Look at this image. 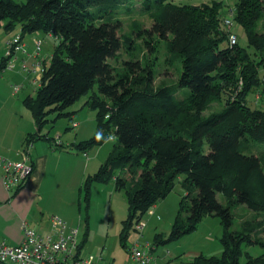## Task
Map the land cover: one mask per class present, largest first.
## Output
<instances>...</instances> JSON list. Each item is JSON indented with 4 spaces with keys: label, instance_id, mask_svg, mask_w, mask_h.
Masks as SVG:
<instances>
[{
    "label": "trees",
    "instance_id": "obj_1",
    "mask_svg": "<svg viewBox=\"0 0 264 264\" xmlns=\"http://www.w3.org/2000/svg\"><path fill=\"white\" fill-rule=\"evenodd\" d=\"M135 14L151 20L149 30L134 21L125 32L122 18ZM226 18L230 27L235 23L243 30L245 47L229 43L233 34ZM16 27L22 41L33 32L54 34L57 41L34 94L22 100L37 128L25 144L51 141L40 135L47 117L70 119L79 110L67 109L88 95L83 105L95 112V134L61 146L87 158L88 150L110 137L115 141L81 191L86 206L93 183L112 182L116 191L125 192L123 247L133 223L141 224L184 175L177 215L167 235L155 236L154 245L177 241L213 216L223 226L222 255L199 256L190 264H264V255L239 260L242 246H264L255 239L261 222L231 230L238 206L264 214V169L250 146L264 143V108L252 104L256 95L264 102V0H237L234 11L221 1L187 6L174 0H0V29L8 35ZM162 41L166 64L178 66L171 85H155L154 70L142 61L144 50L154 52ZM119 52L126 59L116 67L109 61H118ZM6 62L3 53L0 73ZM214 103L221 109L204 117Z\"/></svg>",
    "mask_w": 264,
    "mask_h": 264
},
{
    "label": "rangeland",
    "instance_id": "obj_2",
    "mask_svg": "<svg viewBox=\"0 0 264 264\" xmlns=\"http://www.w3.org/2000/svg\"><path fill=\"white\" fill-rule=\"evenodd\" d=\"M19 1L25 2L26 0ZM211 1H221L225 4L227 10L231 11H234L237 2V0H174L177 4L180 3L187 6H198L202 3H209ZM132 19H129V16H124V18H122L125 32H127L126 30L134 21L139 22L143 29L149 30L151 27V20L146 15L135 14ZM230 28L231 33L236 37V42L245 47L246 40L243 35V30L235 23ZM17 32H19V27H16L15 31L8 35L1 29L0 46L3 47L5 40H11ZM33 37L40 39L38 40L41 42L39 56L41 60H44L57 45L56 37L54 34H44L42 32L25 34L24 41L30 42L31 40V46H28L29 48L27 47L29 52L33 50V41H37L36 39L32 40ZM1 38L5 39L3 44ZM164 44L163 41L158 43L156 45V51L154 52L144 50L142 57V61L145 63L149 62V65L154 70L155 85H171L174 84L177 79L178 66L171 68L166 64ZM3 53L4 50H1L0 58L3 56ZM117 57L119 59L118 61L112 59L109 62L116 67H121V62L126 59V56L123 52H119ZM20 62H17L15 70L2 73L0 76V84L7 87L5 96L10 98L11 105L14 104L13 107L15 105L20 106L19 110L14 109L19 119L24 121L26 119L31 120V116L28 109L23 106L22 100L27 95L34 94L33 90L36 86L33 82L39 81L40 73L38 70L30 72L32 71V66L31 62L27 60L26 66L29 72L24 76L19 70L21 65ZM14 85L19 86L21 89L17 95H13L11 91ZM183 91L187 93V90ZM182 94L183 92L181 91L180 97ZM87 98L88 95L81 97L79 101L75 102L67 110L77 107V109L81 108L80 106L83 105ZM252 104L253 106L264 108V102L257 99V95L254 101H252ZM87 109L92 112L91 116H94L95 120V112L89 107L85 108L82 113L79 111L77 115L81 114L83 116L84 112H87ZM220 109V104L214 103L208 111L203 113V116L206 117L209 113L219 111ZM55 118L56 114H50L47 117L48 125L45 126V132L50 131L52 135L58 127L63 129L69 124L66 118ZM67 132L70 136L74 135L73 127ZM95 132L96 128L94 124L91 132L87 134L88 139L93 137ZM64 141L65 140H62L63 145H65ZM113 143H115V141L107 140L101 145L88 150L87 154L89 159L94 158L91 163L92 165L87 169L84 177H82L81 171H78L79 173L76 171L75 174L72 175V177L75 176L77 180L73 190L69 189L71 184L62 181L57 186L63 189L54 190L51 198L45 199L44 201L45 207L50 210L45 214V219L48 218V220H50L51 217L55 216L63 221L68 229H76L78 231V243L83 240L84 234H87L79 258L85 260L89 258L98 260L101 258L103 264H124L127 259V251L133 246H136L140 250L150 252L154 260L153 264H190L199 256L204 258L220 257L223 252L221 243L223 226L220 219L213 216L204 217L194 232L183 236L177 241L158 246L154 245L155 236L158 234L167 235L174 222L180 199L184 195L182 189L184 175L179 176L175 180L174 189L165 199L159 201L142 216L140 220V223L143 225L142 231H135L136 223H133V227L128 231L126 247L122 246L120 232L122 221L125 220L127 215V199L125 192L116 191L112 182L108 184L93 183L90 188L88 206H86L84 191H81L83 180H85L86 176L93 175L99 166L106 160L113 147ZM250 146L253 153L261 159L262 168L264 169V143L250 142ZM75 157L85 160L81 155H75ZM217 198L220 202H223V198L220 194L217 195ZM260 222L261 225L259 226L260 228L257 229V237L255 239L264 243V214L256 215L245 206H238L233 210V224L231 230H240L241 224L243 223H250L252 226H256V224ZM241 250L242 255L239 259L241 263L246 261V255L252 258L264 255V246L261 244L245 245L241 247Z\"/></svg>",
    "mask_w": 264,
    "mask_h": 264
},
{
    "label": "crops",
    "instance_id": "obj_3",
    "mask_svg": "<svg viewBox=\"0 0 264 264\" xmlns=\"http://www.w3.org/2000/svg\"><path fill=\"white\" fill-rule=\"evenodd\" d=\"M24 37V44L27 47L31 46V40L30 42L24 41ZM35 39L40 40L35 37L32 38V40ZM4 40L1 38L2 44ZM6 42L7 40H5ZM3 47L0 48V51L3 50ZM50 56L51 53L42 62H47ZM18 58L19 62L23 60L25 62L27 60L31 62L32 71L30 72L35 71L37 62H41L40 56L34 59L18 54ZM4 72L6 71H2L0 76ZM33 84L35 85V81ZM35 86L37 88V85ZM6 88V86L0 84V156L8 160L19 161L23 158L22 153L25 152L33 165L32 175L18 192H8L5 190L1 183L0 172V240H5L10 245H17L22 240L21 226L24 222L41 235L48 233L50 222L48 218L45 219V214L50 210L44 205L45 199H50L54 190L63 189L57 186L62 181L71 184L69 189L73 190L77 180L72 175L76 171L77 173L81 171L82 177H84L87 169L91 167L94 158L89 159L88 154L87 158H85L81 153L67 152L62 148H67L77 142L88 140L87 134L91 132L94 124L96 126V123L94 116H91L92 112L87 109V112H84L83 116L75 113L70 116V119L66 118L69 124L63 129L59 127L55 129L53 135L50 131L45 132V126L48 125L46 123L40 135H47L52 139L51 141L40 139L30 145L25 144L26 137L36 134L37 128L32 118L31 120L26 119L24 121L19 119L15 109L19 110L20 106L15 105L13 107L14 104L11 105L10 98L5 96ZM82 106L79 109L77 107L67 111L72 113L79 110L82 113L87 108V106ZM72 127L74 129V135L70 136L67 131ZM62 140H65V145H63ZM54 143L59 148H56ZM75 155H81L85 160L75 157Z\"/></svg>",
    "mask_w": 264,
    "mask_h": 264
},
{
    "label": "built area",
    "instance_id": "obj_4",
    "mask_svg": "<svg viewBox=\"0 0 264 264\" xmlns=\"http://www.w3.org/2000/svg\"><path fill=\"white\" fill-rule=\"evenodd\" d=\"M226 24L229 22L226 21ZM230 42L232 44L235 42L233 36L230 37ZM40 48L41 42L33 41V50L29 52L20 34L15 35L5 46L4 57L7 62L4 71L16 69V64L19 62L18 54L37 59ZM45 63L41 60L36 64L35 70H38L40 75L45 70ZM20 64L19 70L25 76L29 72L25 60ZM35 85L38 86L39 83L35 81ZM20 90L17 85L12 87L13 94H18ZM112 139L110 137V140ZM22 157L19 161H12L0 156L1 183L8 192L23 187L32 175L33 168L28 155L23 152ZM135 227L137 231L143 229L142 224H137ZM21 228L22 240L19 244L10 245L7 241L0 240V264H103L101 258L98 260L78 258V231L68 229L67 225L55 216L50 218V229L45 235L31 229L26 222L22 223ZM126 257L124 264H153L154 262L150 252L140 250L136 246L128 249Z\"/></svg>",
    "mask_w": 264,
    "mask_h": 264
},
{
    "label": "bare ground",
    "instance_id": "obj_5",
    "mask_svg": "<svg viewBox=\"0 0 264 264\" xmlns=\"http://www.w3.org/2000/svg\"><path fill=\"white\" fill-rule=\"evenodd\" d=\"M226 21H228L229 24H226ZM224 23H225V25H226L228 28L231 26L230 19H226V20H224ZM231 36H233V37L235 38V41H236V37H235L234 35H230V36H229V43H230V44H232V43L230 42V37H231ZM233 44H235V42H234Z\"/></svg>",
    "mask_w": 264,
    "mask_h": 264
}]
</instances>
